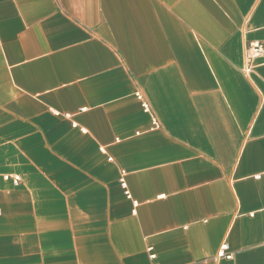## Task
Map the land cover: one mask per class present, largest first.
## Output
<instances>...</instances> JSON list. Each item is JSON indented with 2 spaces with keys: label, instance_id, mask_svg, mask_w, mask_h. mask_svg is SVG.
Listing matches in <instances>:
<instances>
[{
  "label": "crops",
  "instance_id": "1",
  "mask_svg": "<svg viewBox=\"0 0 264 264\" xmlns=\"http://www.w3.org/2000/svg\"><path fill=\"white\" fill-rule=\"evenodd\" d=\"M250 42L264 0H0V264H264Z\"/></svg>",
  "mask_w": 264,
  "mask_h": 264
},
{
  "label": "built area",
  "instance_id": "2",
  "mask_svg": "<svg viewBox=\"0 0 264 264\" xmlns=\"http://www.w3.org/2000/svg\"><path fill=\"white\" fill-rule=\"evenodd\" d=\"M246 54H247V59H246V64H245V72L249 74L252 70V63L256 61L257 59L263 58L264 57V44L259 43V42H250L247 44L246 47ZM12 177L6 176L5 180H10ZM14 182L19 183L20 178L19 177H14ZM124 184V183H123ZM227 251V246H223L219 252L220 257H225ZM229 258V257H227Z\"/></svg>",
  "mask_w": 264,
  "mask_h": 264
}]
</instances>
